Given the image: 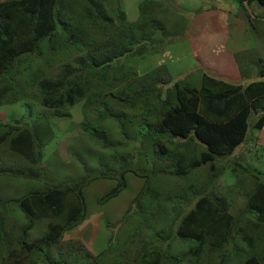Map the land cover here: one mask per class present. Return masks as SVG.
<instances>
[{
  "label": "trees",
  "instance_id": "16d2710c",
  "mask_svg": "<svg viewBox=\"0 0 264 264\" xmlns=\"http://www.w3.org/2000/svg\"><path fill=\"white\" fill-rule=\"evenodd\" d=\"M235 1L248 23L250 17L245 5L264 6V0ZM116 6V0H0V104L10 101L4 94L15 84L19 66L27 62L28 67V60L37 62L40 50L49 41L52 44L48 51L55 49L58 44L53 43L59 36L64 37L66 45L82 53L70 64L62 66L53 77L39 71L33 74L37 104L52 109L70 107L86 94L93 95L91 78L114 83L120 77L121 67H114L118 59L157 53L182 36L183 40L190 38L191 33H185L186 18L168 0H142L137 5L136 20L128 27H124V17ZM162 14L172 15L170 30L163 26ZM234 58L239 63L242 57L235 54ZM261 61L257 57L253 64ZM247 62L250 63L249 59ZM263 68L261 65L251 78L241 70L240 76L248 78L245 83H231L200 71L197 84L191 85L183 80L170 83V73L160 65L135 82L126 73L125 84L116 93H109V97L122 107H133L137 102L146 107L141 129L145 130L150 146L160 155H167V144L182 149V152L173 153L176 163L169 171L173 176H181L201 164L229 155L243 142L251 116V129L259 130L264 125ZM108 75L111 77L107 78ZM90 89L92 91L88 92ZM23 111L27 118L29 110L25 108ZM97 116L113 117L108 106L99 107ZM27 119H5L0 144L36 165L41 159L38 122L35 125L34 119L30 122ZM234 165L253 181L250 189L244 191V210L239 213L238 221H234L228 212L222 195L205 192L203 186L207 181L204 180L193 192L189 188L191 196H195L192 203L188 202L187 192H183L185 201H177L163 220V228L139 245L133 260L137 264H205L204 259L214 256L215 260L210 258L206 264H227L228 259L236 254L238 242L252 249L256 237L264 251V180L244 165L236 162ZM133 170L120 165L113 172L103 169L86 175L116 180L103 196L97 198L105 202L125 187L122 176L127 172L136 174ZM6 173L19 177L35 176L27 171L8 170ZM154 174V166H149L147 172L138 173L143 183L133 198L131 214H140L144 209V203L139 199L141 195L149 193L148 203L152 205L159 191L168 193L164 187L154 185ZM84 183L85 177L82 176L72 182L49 184L42 190H31L13 200L0 202L1 209L8 203L14 204L23 220L16 236L10 238L1 229L0 213V248L11 264H21L33 251L58 241L66 230L84 218L81 193ZM250 215L254 220L251 223L247 220V224L251 226H242V218ZM45 217L57 218L60 222H47L39 236L26 240L27 232ZM173 239L187 243L180 255L170 254L169 242ZM229 252L232 254L227 257ZM258 253L251 251L243 264H264V256L258 258Z\"/></svg>",
  "mask_w": 264,
  "mask_h": 264
},
{
  "label": "rangeland",
  "instance_id": "374dc122",
  "mask_svg": "<svg viewBox=\"0 0 264 264\" xmlns=\"http://www.w3.org/2000/svg\"><path fill=\"white\" fill-rule=\"evenodd\" d=\"M116 1L117 11L125 20L124 27H128L136 20L137 5L142 0ZM168 1L186 18L185 33H192L193 39L183 40L182 36L160 52L118 59L114 67H121L118 72L120 77L114 83L108 81V84L91 78L94 94H86L70 107L52 109L37 104L33 74L39 71L53 77L82 51L66 45L64 37L59 36L58 41L53 43L58 44L55 49L48 51L52 44L49 41L40 50L37 62L28 60V67L27 62L19 66L15 84L4 94L10 101L0 104V133L4 130L5 119L21 121L28 118L29 122L34 119L35 125L38 122L36 129L41 159L39 164H30L18 154L8 151L5 144H0V202L13 200L31 190H42L49 184H62L85 177L81 188L84 218L72 229L66 230L58 241L47 243L42 250L30 253L21 264H137L133 260L137 248L163 228V220L172 207L179 199L185 201L184 191L187 192L188 202H191L195 196H191L190 192L204 180L207 181L203 186L205 192L222 195L228 212L233 215L234 221H238L239 213L244 210V191L250 189L253 181L234 163L244 165L264 180V125L259 130L251 129L252 116L243 142L229 155L201 164L185 175L173 176L169 172L176 163L173 153L182 152V149L167 144V155L158 154L157 149L150 146L145 130L141 129L146 107L139 106L140 102L133 107H122L109 97V93H116L125 84L126 73L135 82L160 65L170 73V83L183 80L191 85L197 84L200 71L231 83H245L254 76V71L264 66V6L245 5L250 17L248 23L235 0ZM161 16L163 26L170 30L173 27L172 15ZM235 54L243 58L239 63L235 61ZM257 57L262 61L253 64ZM241 70L243 74H249L247 79L240 76ZM103 106L109 107L113 117L97 116L98 108ZM25 108L29 110L27 118L23 111ZM120 165L133 168L136 174L125 173L122 176L125 187L107 201H98L97 198L103 196L116 180L98 176L89 178L92 174L87 176L86 173L103 169L113 172ZM149 166L155 168L152 176L154 185L164 187L168 193L159 191L152 205L148 203L149 193L141 195L139 199L144 203V209L149 211L143 209L140 214H131L133 198L143 183L138 173L147 172ZM232 167L234 171H230ZM8 170L27 171L35 176H13L6 173ZM0 213L2 231L14 238L23 222L21 213L12 203L0 208ZM247 220L251 223L254 219L251 215L244 216L242 226H251ZM55 221L60 222L57 218L39 219L27 232L26 240H33L45 230L47 222ZM233 226H236L235 222ZM169 243L172 255H180L187 246V243L175 239ZM260 244L257 237L252 249L238 242L236 254L228 259L227 264H243L251 251L259 252L258 258H261L264 251ZM231 254L229 252L227 257ZM4 256L5 251L0 248V264H11ZM210 258L215 260L211 256L204 259L205 264ZM184 262L188 263L186 259Z\"/></svg>",
  "mask_w": 264,
  "mask_h": 264
},
{
  "label": "crops",
  "instance_id": "0c3cea01",
  "mask_svg": "<svg viewBox=\"0 0 264 264\" xmlns=\"http://www.w3.org/2000/svg\"><path fill=\"white\" fill-rule=\"evenodd\" d=\"M188 34H190V33H188ZM191 34H192V33H191ZM191 34L189 35L190 38H189V36H188L189 40H192V39H193V38H192L193 35H191Z\"/></svg>",
  "mask_w": 264,
  "mask_h": 264
}]
</instances>
